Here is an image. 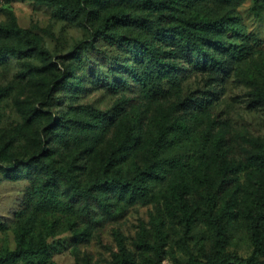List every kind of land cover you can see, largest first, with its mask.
<instances>
[{
  "label": "rangeland",
  "instance_id": "374dc122",
  "mask_svg": "<svg viewBox=\"0 0 264 264\" xmlns=\"http://www.w3.org/2000/svg\"><path fill=\"white\" fill-rule=\"evenodd\" d=\"M169 3L171 10H158L106 0L93 7L91 20H73L45 0H0V28L21 31L0 34V48L13 50L0 59V167L40 153L67 175L46 185L58 201L47 209L37 203L36 192L45 177L30 171L8 180L0 174V255L43 242L46 254L19 264H187L215 258L206 218L214 199L212 212L225 225V253L251 256L249 219L264 197V164L252 159L264 146V104L254 97L264 86V7L253 0ZM115 11L140 23L110 34L148 47L162 45L154 31L178 19L221 16H239L258 43L224 82L185 66L178 82L167 79L153 93L128 71L120 72L131 65L125 42L118 46L89 36L100 17ZM112 75L124 79L123 85L110 86ZM55 76L65 88L52 91ZM204 91L218 99L200 111L191 102ZM164 159L179 165L163 181L149 182L146 196L132 205L90 189L96 180L130 179L135 167ZM78 188L92 196L78 200ZM258 260L264 261V244Z\"/></svg>",
  "mask_w": 264,
  "mask_h": 264
},
{
  "label": "trees",
  "instance_id": "16d2710c",
  "mask_svg": "<svg viewBox=\"0 0 264 264\" xmlns=\"http://www.w3.org/2000/svg\"><path fill=\"white\" fill-rule=\"evenodd\" d=\"M48 5L57 8L60 15H69L73 20L84 18L91 20L95 15L94 6L100 5L106 0H45ZM124 2L137 1L143 5L155 6L158 10H171L172 6L169 0H121ZM230 2L231 0H222ZM254 5L264 7V0H253ZM140 21L125 14L122 11H115L100 17L96 27H92L89 32L91 39H99L108 44L117 43L118 46L122 42L126 43V54L131 61L129 68H123L120 72L130 74L131 80L138 83L143 89L155 93L156 86L163 81L170 79L179 81V74L185 71V66L191 70L197 71L208 79H216L224 82L228 79L233 71V66L244 61L252 49V44L258 41L251 35L247 34L239 16H221L217 18L201 19V20H185L178 19L175 26L167 29L158 28L154 31L156 37L162 42L160 46L148 47L141 45L137 40L126 39L119 34H110V30L119 26L138 25ZM10 33H21L16 27L12 26L5 30L0 28V34L7 35ZM168 48V50H164ZM12 48H0V59H4L12 53ZM78 54V53H77ZM76 56L74 57V59ZM137 68L142 70L138 74ZM115 82L110 86L118 88L123 85L124 79L112 75ZM59 77H54L51 83L52 91L59 88H65L67 84L57 82ZM256 102L264 104V86L261 91H257L254 95ZM217 96L209 91L202 92L199 98L191 102L193 108L196 107L200 111H206L217 101ZM39 117L37 110L34 115ZM56 119L49 120L48 125L55 124ZM62 125V124H61ZM161 141V140H160ZM45 149L41 150L44 153ZM40 153L31 156L27 160L15 161L8 168L0 167V174L5 179L13 180L22 175H28L32 171L37 176L45 177V183L37 185L38 204L42 208H54L58 205L53 190L46 188L48 183L55 185L60 179H66L67 175L58 170L53 160L44 162ZM259 164H264V146L260 151L252 157ZM178 163L174 159H164L156 165L144 168L135 167L133 175L130 179H122L116 175H112L107 179L96 180L91 186V190L95 188L97 191H105L119 200L125 201L132 205L137 200L144 198L147 194L149 182H161L171 168L178 167ZM73 196L84 199L92 195L81 189H75ZM210 211L207 212L206 218L213 227V242L217 257L205 258L203 260H191L187 264H264V261L258 260L264 244V197L262 208L260 211L250 216V236L253 246V252L248 258H240L236 255L225 253V225L220 216H215L214 199H210ZM182 211L185 214L184 202L181 197L178 199ZM106 214L109 211L105 209V205L99 204ZM46 254L45 243L38 245H28L26 247L19 246L13 251H7L0 255V264H19L20 262H29L30 260Z\"/></svg>",
  "mask_w": 264,
  "mask_h": 264
}]
</instances>
